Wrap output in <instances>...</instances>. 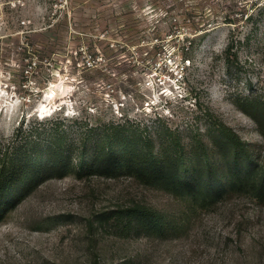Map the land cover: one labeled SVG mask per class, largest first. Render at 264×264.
I'll list each match as a JSON object with an SVG mask.
<instances>
[{"label":"rangeland","instance_id":"1","mask_svg":"<svg viewBox=\"0 0 264 264\" xmlns=\"http://www.w3.org/2000/svg\"><path fill=\"white\" fill-rule=\"evenodd\" d=\"M255 100L264 0H0V162L21 124L49 119L89 156L103 130L156 152L178 137L201 169L205 154L233 153L216 144L222 121L263 165L264 136L240 106ZM50 174L11 189L0 264H264V196L203 205L126 172ZM143 206L164 231L130 219Z\"/></svg>","mask_w":264,"mask_h":264},{"label":"trees","instance_id":"2","mask_svg":"<svg viewBox=\"0 0 264 264\" xmlns=\"http://www.w3.org/2000/svg\"><path fill=\"white\" fill-rule=\"evenodd\" d=\"M232 49L233 43H230L228 51ZM240 106L259 124L264 136V100L242 101ZM48 120L37 121L26 128L25 122H20L14 146L2 155L0 222L14 196L11 189L17 186L18 181L22 180L19 193L29 192L47 176V172L51 176H63L70 171L83 173L86 170L107 176L126 172L136 175L144 183L162 185L175 195L189 196L192 201L203 205L237 189L264 196V164H260L239 134L222 121L216 144L229 142L233 153L228 157V154L216 152V158L205 154L201 169L178 137H172V148L163 147L156 152L152 142L144 144L141 149L129 143L133 136L124 134L114 141L109 131L103 130L94 146V153L89 156L88 148L80 141L67 142L68 133L62 128L61 120ZM46 122H52L53 127L48 129ZM116 127L123 128L121 124ZM76 148L81 150L79 155H74ZM218 161L223 162L219 169L216 167ZM129 217H138L159 232L167 227L161 215L144 206L132 209Z\"/></svg>","mask_w":264,"mask_h":264}]
</instances>
